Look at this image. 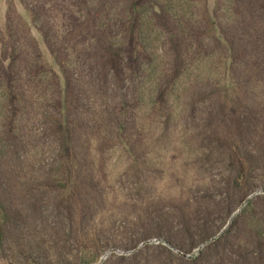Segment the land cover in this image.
I'll list each match as a JSON object with an SVG mask.
<instances>
[{
	"label": "rangeland",
	"instance_id": "obj_1",
	"mask_svg": "<svg viewBox=\"0 0 264 264\" xmlns=\"http://www.w3.org/2000/svg\"><path fill=\"white\" fill-rule=\"evenodd\" d=\"M0 264H264V0H0Z\"/></svg>",
	"mask_w": 264,
	"mask_h": 264
}]
</instances>
